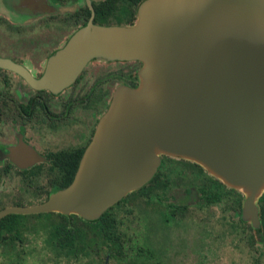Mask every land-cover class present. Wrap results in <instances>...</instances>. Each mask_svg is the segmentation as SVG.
Segmentation results:
<instances>
[{"label":"water","instance_id":"water-1","mask_svg":"<svg viewBox=\"0 0 264 264\" xmlns=\"http://www.w3.org/2000/svg\"><path fill=\"white\" fill-rule=\"evenodd\" d=\"M93 60L141 62L139 87L117 90L70 186L43 203L6 208L0 220L58 213L97 221L170 156L242 193V220L258 230L264 0H146L133 25L77 30L32 84L60 92Z\"/></svg>","mask_w":264,"mask_h":264},{"label":"flooded vegetation","instance_id":"flooded-vegetation-1","mask_svg":"<svg viewBox=\"0 0 264 264\" xmlns=\"http://www.w3.org/2000/svg\"><path fill=\"white\" fill-rule=\"evenodd\" d=\"M144 1L0 0V197L10 196L8 181L19 183L12 204L0 206V211L43 203L72 184L117 90L138 88L143 65L93 60L60 92L39 89L32 82L41 79L49 58L77 30L90 22L133 25ZM105 16L122 17L126 23L108 24L102 20ZM131 18L135 20L130 23ZM186 169L194 170L191 176ZM159 173L151 187L138 190L154 191V202L167 193L162 191H236L201 166L179 158L163 156ZM176 176L182 184L171 187ZM49 191L55 192L47 195ZM27 197H37L39 202L26 204Z\"/></svg>","mask_w":264,"mask_h":264},{"label":"trees","instance_id":"trees-1","mask_svg":"<svg viewBox=\"0 0 264 264\" xmlns=\"http://www.w3.org/2000/svg\"><path fill=\"white\" fill-rule=\"evenodd\" d=\"M103 18L102 20L108 24L114 23L111 21H115L119 25L126 23L125 18L122 17L111 19L105 16ZM134 20L131 18L130 23ZM159 177L160 173L145 188L151 187ZM71 182L72 180L67 181L63 187H67ZM165 187L170 186L165 185ZM50 192L54 193L55 191H49L47 195ZM162 192L166 193L167 191ZM198 192L201 195L200 201L196 204L199 208L205 210L219 206L222 220L226 225L233 227L235 240L237 239L242 245L251 248L259 243L262 246L260 256L264 257V194L259 200L261 227L254 230L241 217L244 198L242 193L238 191ZM153 194L154 191H136L120 205L105 212L97 221H86L76 215L66 216L58 213L6 216L0 220V256L13 253L16 264H21L18 260H23L22 255L27 254L22 249L25 245L24 240L29 231L34 229L36 233L46 234L45 246L61 260H73L78 263L87 259L89 264H109L110 260L117 263L124 261L127 264H161L160 259H155V250L153 246L151 247L152 240L142 237L141 234L139 236L130 219L137 212L145 216L152 211L161 212L165 199L160 198L158 202H154L151 199ZM14 204L23 205L21 201H15ZM188 209L187 205L171 203L162 212L163 221L170 223L173 218L187 217ZM230 213L239 218L238 222H231ZM139 218L141 220V217ZM33 221L37 223H33ZM206 224L210 225L209 222ZM258 260L257 258L253 264H259Z\"/></svg>","mask_w":264,"mask_h":264},{"label":"rangeland","instance_id":"rangeland-1","mask_svg":"<svg viewBox=\"0 0 264 264\" xmlns=\"http://www.w3.org/2000/svg\"><path fill=\"white\" fill-rule=\"evenodd\" d=\"M23 14L30 15L28 12H23ZM184 164L189 163L184 162ZM186 171L189 173L188 176H191L194 170L186 169ZM178 178V176L173 177L171 187H177V183L182 184L181 181L178 182ZM7 183L10 196L7 194L3 196L5 198L0 197V206L2 207L10 206L15 195L19 192L18 181H8ZM200 196L198 191L189 193L187 191H167L162 197L165 200L161 212L152 211L147 216L137 212L136 215L130 217L139 236L141 234L142 237L152 240L151 247L153 246L155 250V259H160L161 264H253L258 258L259 264H264V257L260 256L262 246L256 243L251 248L242 245L237 239L235 240L233 227L226 225L221 218L220 207L213 206L202 210L196 205L201 199ZM25 201L26 204H30L39 202V199L27 197ZM171 203L187 205L189 208L187 217H176L171 219L170 223L164 222L162 212ZM229 219L232 223L239 220L233 213H230ZM35 222L33 221V223ZM208 222L210 225L206 224ZM35 231L31 229L26 235L25 245L22 249L27 254L22 255L23 260H18L21 264H89L87 259L76 263L73 260L57 258L55 253L45 246L46 234ZM109 262V264H127L124 261L117 263L110 260ZM0 264H16V258L13 253L2 255Z\"/></svg>","mask_w":264,"mask_h":264}]
</instances>
